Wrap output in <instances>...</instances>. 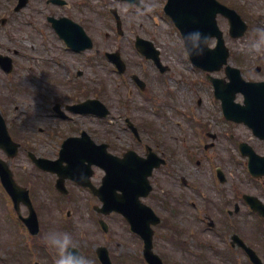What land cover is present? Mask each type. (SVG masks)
I'll return each instance as SVG.
<instances>
[{
	"label": "rangeland",
	"instance_id": "1",
	"mask_svg": "<svg viewBox=\"0 0 264 264\" xmlns=\"http://www.w3.org/2000/svg\"><path fill=\"white\" fill-rule=\"evenodd\" d=\"M16 1L0 0V20H7L5 25H0V55H9L14 59L15 64L14 71L10 75L0 71V110L14 141L20 143L22 149L18 156L12 159H8L0 150V158L10 160L16 181L31 189L34 206L38 208L41 231L35 241L36 254L32 255L28 250L29 243L11 223L8 200L5 201L0 196V264H32L37 261L41 264H54L55 259L50 252L47 256L40 252V246L45 245V234L54 230L70 231L77 248L91 259L92 264H99L95 250L101 245L109 248L114 264H146L142 255L143 244L140 238L131 232L122 216L112 214L101 217L93 209L101 205L100 201L77 186L69 184L67 188L69 194L66 196L60 194L53 186L56 178L41 173L28 157V152L52 160L58 156L64 138L73 130L70 129L72 125L69 122L57 117L51 106H54L58 99L70 103L75 86L68 84L62 86L67 75L64 70L58 69L62 64L58 66L55 61L62 45L47 25L46 16L50 11L44 4L45 0L44 2L32 0L30 5L35 10L32 11L29 5L20 12L14 11ZM110 1L107 0L108 5L112 3L123 19L125 18L123 27L125 35L121 37L111 35L106 37V33L112 34L111 28L106 26V22L103 24L101 16L97 15H105L110 11L106 7L103 8L99 0H82L83 13L91 14V9L94 10L96 13V27L92 35L94 40L101 47H109V45L114 49L122 47L120 52L128 64V71L122 77L113 72L104 56H101L104 50L102 48L99 52L94 49L87 53L98 62L88 65L83 58L82 62L87 66L82 68L84 76L81 82L86 86L84 89L98 90V98L108 106L111 115L104 120L76 117L77 125L86 126L96 142L108 143L110 151L118 155H122L130 147L139 151L143 149L133 136L122 131L126 116L136 124L144 121L139 124L141 126L148 124L151 128H157L156 131L140 128L143 144L149 143L153 148L171 154L172 164H179L184 176L190 178L189 182L193 184V188L197 187V190L209 194L208 202L198 200L200 211L203 207L206 211L211 209L213 215L217 216L216 206L222 207L218 197L220 187L232 201L223 206L234 208L236 201L239 200L238 196L244 194L257 196L264 202V177L257 179L251 177L247 168V158L243 157L238 149L240 143H248L259 154L264 155V141L255 137L247 126L225 120L221 104L213 95V86L206 80L207 73L195 68L181 48L176 52L167 49L168 43L177 38L171 32L170 23L161 20L158 16L159 5L154 0H148L145 10ZM222 1L236 9L249 24L246 36L234 40L228 33V21L224 18L219 19V25L225 33L227 46L231 51V65L239 68L247 81H264V53L253 55L245 48V42L253 35V27L264 20V0ZM52 13H58V9L53 10ZM33 21H35L34 25L31 24ZM135 33L153 35L159 43L156 45L162 47V60L171 67L170 72H167L162 79L149 62L143 60L135 49L130 48ZM257 66L262 67L259 73L255 72ZM131 74L147 78L151 87L150 95L155 103L142 102L143 96L135 90L129 79ZM212 75L226 78L224 70ZM89 97L95 98L96 95L91 92ZM199 99L202 104L197 106ZM242 100L243 97L238 96L237 101L242 102ZM160 104L163 113L156 116L153 107ZM189 115L204 127L194 125L196 123L193 124ZM207 134L216 136V139H212ZM203 136H206L205 143H214V149L211 151L216 158L212 163V167L215 165L213 168L206 159L204 160L200 150L196 149L198 138ZM191 145L195 147L191 152L196 155L193 160L192 154L185 150ZM197 159L202 163L200 167L197 166ZM217 168L222 169L226 176L227 182L223 186L216 181ZM103 175L98 169L94 182L100 183ZM159 179L161 173L157 172L151 181L153 185L157 183L162 185L154 188L153 194L146 200L155 208L157 205L155 196L161 187H171L170 191H180L175 188V183L165 180L160 182ZM49 181L51 184L47 188ZM241 205L242 214L239 216L241 224H237L235 229H226L239 232L264 261V222L256 219L253 213H249L243 202ZM160 210L164 211L161 207ZM22 213L26 216L28 210L22 207ZM166 215L164 214L165 217ZM196 216L204 218V214L188 206L177 215L175 232L166 224L155 228V251L165 264H202L200 259L194 258L188 250H184L186 243L182 242L192 238L191 231H196L197 235L202 228L209 239H214L213 231L208 230V225L203 224ZM100 219H104L108 224L107 233L100 228ZM221 228H224V224ZM197 238L203 236L198 235ZM189 246L197 253L206 255L205 250H198L190 241ZM240 255V259L245 264V256L243 253ZM210 258L207 264H226L221 256Z\"/></svg>",
	"mask_w": 264,
	"mask_h": 264
},
{
	"label": "flooded vegetation",
	"instance_id": "2",
	"mask_svg": "<svg viewBox=\"0 0 264 264\" xmlns=\"http://www.w3.org/2000/svg\"><path fill=\"white\" fill-rule=\"evenodd\" d=\"M30 1H32V0H30ZM30 1H29V4L27 5L28 7L30 5ZM58 1L45 0L44 4L48 7V9L50 11L49 14L46 16V22L48 23V26H50L54 30V23L52 21V18L58 19V20L68 19L74 23H78V24L82 25L85 28L86 32L93 39L92 35L95 32V27H96L95 26V15H96V13H94V10L91 9V11H92L91 14L90 13H83L82 0H58ZM128 1L124 2V4L130 6L131 2L137 3L138 4L137 6L141 5V6H139V8L143 9V10L146 9V5L148 4L147 3L148 0H128ZM154 1L159 5L158 16L161 17L163 20L173 22V20L166 13V8H165V6L167 5L169 0H154ZM174 1L177 3H179V2L186 3V2H193L195 0H174ZM196 1H199V0H196ZM218 1L222 2V0H218ZM43 2H44V0H43ZM113 2L122 3L118 0H113ZM103 5L105 7H107L108 4L103 3ZM30 8H32L31 9L32 11L35 10V8L33 6H31ZM55 9H58V13L53 14L52 12ZM97 16H101V18H100L101 22L104 24L106 21V18L104 17V15L100 14ZM32 24L34 25L35 21H33ZM64 26L66 28L74 27V25H72V23L69 21H64ZM106 26L110 27L107 24H106ZM64 34L65 35L70 34L71 35L70 38H74V37L76 38V34L73 31L64 32ZM124 34L125 33L123 32V35ZM175 34L178 36V38L181 37L178 30L176 31ZM56 36H58V35L56 34ZM109 36L110 35L107 34V37H109ZM136 36L138 37V35H135V38H137ZM142 37L153 42L155 44V46L162 52V47L156 45L159 43H157L158 41L153 35L147 33V34L143 35ZM60 41L62 43V46H61L60 52H58V54H57V58H58V60L61 61L62 65L64 66V72L66 73V75L69 74L70 81L73 82L75 85H77V84L80 85L81 79L83 76L82 68H83V66H87L86 64H88V65H90V64L87 60L85 61L86 64L84 62H82L83 52L78 53L76 49H73L69 45H68L69 46L68 47L67 42L64 38L60 39ZM93 41H94V49H97V50H100L101 48L104 49L105 55L108 52H116V50H117V52H119L121 54L120 51L122 50V47H115V49L110 45H109V47H106V46L101 47L100 45H98L96 43V41L94 39H93ZM134 44H135V42H134ZM177 44H181V41H179V40L175 41L174 40L171 43L169 42L167 49L169 48L171 50H177L178 49ZM130 48H132V47L130 46ZM109 49L111 51H107ZM97 52H99V51H97ZM150 64L155 69H158L156 67V65H154L152 62H150ZM144 73H146V72H144ZM142 79L145 81V84H144L145 89L144 90L147 93H151L150 92L151 91L150 82H148L147 78L144 76L142 77ZM75 101L72 100L70 103H66V104L61 103L62 110L67 112V110H66L67 106L78 104V102H75ZM127 122H128V120H127ZM133 123H134V127L136 128L138 133H139L140 128H142L143 130H148V131H152V130L156 131L157 130V128H151L150 126L139 125V124H142V122H139V123L137 122V124H136L133 121ZM126 130H127V132H126L127 135H131L134 137V135L132 133L133 132L132 129H131L132 132L129 129H126ZM83 132L84 131H81L80 134H82ZM203 137L206 140V136H203ZM214 139H216V136ZM135 141L137 142L138 145H141L143 147V149H141L142 151H139L135 148L130 147V148H127L125 150V152L120 156H125L126 153H128L131 150L136 152L138 157L137 156H135V157H137V158H145L146 159L148 156H151L152 154H156L158 157L165 160V164L161 165L159 168H156L153 171L152 177L157 172H158V174L161 173V179H159L160 182L163 180L168 181V182H173L176 184L175 188L180 190V191H170L171 187L170 188L161 187L160 191L155 196V201L157 203V205H156L157 209H156L155 207H152L151 205H149L146 202V200L151 197V195L154 192V188H157L158 186L162 185V184L157 183V184L153 185V187L155 186L153 188V191L144 200V202L147 203L150 207H152L154 209V211L156 212V214L160 217L161 223L159 224V226L166 224L167 227H170L171 230H173L175 232V229L177 228L176 221H175L177 215L181 212L182 209L184 210L186 207L189 206V208H191L192 210L196 209L200 214L201 213L204 214V218H201L200 216H196V218L199 219L203 224H207L209 227L208 230H212L213 231L212 233H214L215 237H214V239H209L210 237H208L204 228H202L197 233V235H196V231H191L190 235L192 236V238H190L189 241L191 243L195 244L197 246L198 250H205L206 255H202V254L197 253V251L193 247H192V249H190L188 240L182 241L183 243L184 242L186 243L184 250H188V253L191 256H193L194 258L200 259L202 264H207V262L210 261L211 256H221L223 259V262H225L226 264H244V262L240 259V257H241L240 253H243V255L245 256V260H246L245 264H251L249 259L246 256L244 250L236 244L237 241L235 239V235H238L241 237L240 233L226 229V228L235 229L237 224H241L239 221V216L242 214L241 203L243 202V196L242 195L238 196L239 200L236 201L234 208L223 206V205H227L228 202H232V201H230V199L227 198L225 191H223L222 188L220 187V193L218 194V197L220 198V203H222V207L216 206L217 216L213 215V213L211 212V209L209 211H206L203 207V210L200 211L199 210L200 205L198 204V200L202 199L203 202H208L209 198H210L209 194L197 190V187H195V186H194L195 188H193V186H192L193 184L191 185L190 184L191 182H189L190 178L184 176V172L178 166L179 164L178 163L172 164L171 154H168L166 151H162V150L159 151L157 148H153L149 143L143 144V140H142V138H140V136H139V139L135 138ZM201 143H202L201 139L198 138V141H197L198 145L196 144V146H197L196 149L200 150V153H201L202 157L204 158V160L206 159L208 164L210 163V161H209L210 158L212 159V161L216 160L215 155L211 152L214 149V143H209V144L206 143V147H207L206 150H207V152H209V155L204 154V152L202 151V148H201ZM109 147H110V145H109ZM194 149H195V147L193 145H191L189 148L188 147L185 148V150L189 154H192L191 152ZM211 155H212V157H211ZM195 158H196V155L192 154L191 159L193 160ZM130 160L135 161V159H130ZM149 160H150L151 164L156 162V160L152 157ZM196 161H198L197 166L200 167L202 165V163L198 159ZM135 168L136 167H132V169H135ZM196 170H198V168ZM141 171L146 172L147 168L141 167ZM152 177H151V180H152ZM217 177H219L220 180L227 182L226 176H224L221 173V171H219V170H218ZM180 181H181V183L179 184ZM96 185H98V184L96 183ZM221 186H223V185H221ZM186 189H192V190H186ZM159 206L164 209L163 212L160 210ZM244 207L246 209H248V206H244ZM250 213H252V212H250ZM164 214H167L166 217L164 216ZM204 219L206 222H204ZM222 224H224V228H221ZM209 233H211V232H209ZM198 235L203 236V238L198 239L197 238ZM44 244H45V247H42L40 252H42V253L44 252L43 254L46 256L50 252L51 255L55 259V257H56L55 250L53 248L49 247V245H47L45 242H44ZM246 244L248 245L247 242H246ZM35 264H41V263H39V261H37V262H35Z\"/></svg>",
	"mask_w": 264,
	"mask_h": 264
},
{
	"label": "water",
	"instance_id": "3",
	"mask_svg": "<svg viewBox=\"0 0 264 264\" xmlns=\"http://www.w3.org/2000/svg\"><path fill=\"white\" fill-rule=\"evenodd\" d=\"M179 6L182 5L172 4L168 11L172 10L173 14L178 16V22L184 26V32H187V28H189L190 23L196 22L192 20L194 4L190 3L187 5L189 9L188 12H183V8H179ZM189 13L191 14L189 19L183 18L184 14ZM225 14L229 17L232 25V36L241 37L247 29L246 25L234 11L226 10ZM198 22L203 24L208 23L207 20H205L204 23L203 19H199ZM212 24L215 26L214 20H212ZM205 29H208V27H205ZM213 29L217 31L216 27ZM212 34L214 35L215 33L213 32L211 35ZM228 56L229 53L224 47L223 41L221 40L220 47L217 50H207V52H204L203 55L194 56L192 59L196 64L205 68L206 70L215 71L219 70L224 64L227 63ZM227 74L231 79V82L226 85L221 86V80L212 79V82L216 88V97L222 100L223 109L227 119L238 123H245L253 129L257 136L264 139V83H246L242 79L240 71L230 67L227 68ZM239 92L244 93V106L235 103L236 95ZM70 144L68 146V151L64 156V159L68 160L69 162V166L67 168H60L59 163L38 161V163L49 166V170L57 172L61 177L59 182L62 184L64 178L70 177L73 179V174H77L80 170V165L77 163L79 155L75 150L72 149V147H70ZM0 147L4 149L11 157L16 156L18 153V145L12 141L7 130L6 123L1 114ZM94 149L96 150V148ZM104 150L105 147H98V154L100 157H106L102 154L105 153ZM242 151L244 155H248L250 158L249 169L252 175L256 177L264 175V157L256 155V153L246 144L242 145ZM82 154L86 156L87 151L82 149ZM108 158L112 159V161L103 165L104 169L107 171V175L103 180V186L98 191L100 198L104 202L103 211L105 213L116 211L124 215L131 224L132 231L139 234L142 239H144L146 244L145 256L147 261L150 264H162L160 258L154 255L152 251L154 232L151 228V225L157 224L159 220L155 217L150 208L144 206L139 201L140 195H147L150 190L147 180L148 175L143 176V174L140 175L139 173L138 176L135 177L133 175V171L127 172L124 167L123 160L113 157ZM0 174L3 176V179L10 190L16 189L11 180L12 176L9 169L4 163H2L1 160ZM147 188V193H144V190ZM59 189L64 190L63 185H61ZM119 191L122 193L119 194ZM247 199L255 208L259 209L261 214L264 215V206L258 199L253 197H247ZM247 251L249 250L247 249ZM249 252L252 255L253 261L260 264V260L257 259L256 255L251 251ZM100 255L106 257V264H111L107 253L105 254V250H101Z\"/></svg>",
	"mask_w": 264,
	"mask_h": 264
},
{
	"label": "clouds",
	"instance_id": "4",
	"mask_svg": "<svg viewBox=\"0 0 264 264\" xmlns=\"http://www.w3.org/2000/svg\"><path fill=\"white\" fill-rule=\"evenodd\" d=\"M252 37L245 42L246 50L253 55L264 53V20L252 29ZM184 55L201 56L214 43V37L196 28L183 32L180 37ZM45 243L56 252L54 264H92L91 259L77 249L73 234L67 230H54L45 234Z\"/></svg>",
	"mask_w": 264,
	"mask_h": 264
}]
</instances>
